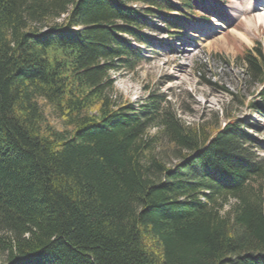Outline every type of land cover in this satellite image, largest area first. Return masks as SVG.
<instances>
[{
  "label": "trees",
  "instance_id": "obj_1",
  "mask_svg": "<svg viewBox=\"0 0 264 264\" xmlns=\"http://www.w3.org/2000/svg\"><path fill=\"white\" fill-rule=\"evenodd\" d=\"M193 9L0 0V264H264L256 138L237 119L186 124L159 95L136 106L114 90L112 72L143 59L127 36L150 44L148 29L176 33ZM255 51L242 58L264 120Z\"/></svg>",
  "mask_w": 264,
  "mask_h": 264
},
{
  "label": "rangeland",
  "instance_id": "obj_2",
  "mask_svg": "<svg viewBox=\"0 0 264 264\" xmlns=\"http://www.w3.org/2000/svg\"><path fill=\"white\" fill-rule=\"evenodd\" d=\"M234 5H238L236 0H194L181 31L166 34L163 24L154 19L160 29L146 31L150 44L127 36L140 47L143 59L133 70L120 67L112 72L114 90L136 106L159 95L162 106L170 107L186 124H224L227 118L237 119L256 138L253 149L264 161V120L250 107L259 100L261 84L256 78L251 80L242 58L250 48L254 53L260 47L264 55V23L253 20L255 14L264 12V6L240 17L233 12ZM226 9L231 10L229 14ZM156 130L152 127L149 133ZM259 183L264 187V176L255 184Z\"/></svg>",
  "mask_w": 264,
  "mask_h": 264
},
{
  "label": "bare ground",
  "instance_id": "obj_3",
  "mask_svg": "<svg viewBox=\"0 0 264 264\" xmlns=\"http://www.w3.org/2000/svg\"><path fill=\"white\" fill-rule=\"evenodd\" d=\"M236 1H237L238 5H234L233 6V7H235L233 12L238 14V16H240V17H242L243 15L250 14L252 11L260 10L261 7H262L261 5L263 3V0H242V1H244L243 3L242 2L239 3L240 0H236ZM229 11H231V10L230 9H226L225 10L226 14H229ZM220 18H222L221 15H220ZM239 18H235V19L239 20ZM251 19L252 18L249 19V22H251L250 21ZM253 20H255V22H257L259 24L260 23H264V12L263 13L259 12V13L255 14ZM211 22H213V21L211 20ZM219 26L223 27V25H219ZM189 33H190V35L195 36L193 33H191V32H189ZM187 34H188V32H187ZM241 37H243L246 41L248 40V37L246 35H244V34H242ZM183 57L185 58V57H187V55L185 53H183ZM174 60H175V58H174Z\"/></svg>",
  "mask_w": 264,
  "mask_h": 264
}]
</instances>
